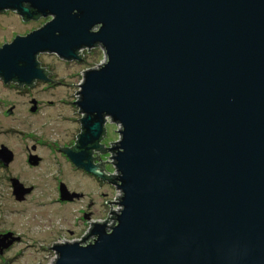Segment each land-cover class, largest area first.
Segmentation results:
<instances>
[{
    "label": "water",
    "instance_id": "obj_1",
    "mask_svg": "<svg viewBox=\"0 0 264 264\" xmlns=\"http://www.w3.org/2000/svg\"><path fill=\"white\" fill-rule=\"evenodd\" d=\"M6 9L51 19L0 47L4 83L47 80L39 53L103 49L74 89L76 145L58 150L113 177L120 207L50 264H264V0H0ZM107 119L120 127L116 173L91 155ZM12 157L1 145L3 165ZM11 183L17 200L31 191Z\"/></svg>",
    "mask_w": 264,
    "mask_h": 264
},
{
    "label": "rangeland",
    "instance_id": "obj_2",
    "mask_svg": "<svg viewBox=\"0 0 264 264\" xmlns=\"http://www.w3.org/2000/svg\"><path fill=\"white\" fill-rule=\"evenodd\" d=\"M45 21L24 23L15 11L0 14V47L10 43L14 35L29 32ZM78 51L82 60L62 59L48 52L36 56L40 67L50 73L52 83L36 80L29 87L5 84L0 79V147L4 145L13 155L7 165L0 161V238L8 233L20 238L0 255V264H50L55 257L50 244L81 238L89 228L84 224L83 211L90 210L104 224L110 222L107 212L116 208L111 203L116 202L113 197L119 196V189L113 188L112 180H100L76 168L58 150L76 143V118H81L82 112L77 111L76 102H71L79 98V91L74 89L85 70L103 61L99 45ZM119 129L107 119L100 141L104 150L93 151V159H105L115 173L111 148L120 138ZM33 155L39 160L32 165L28 159ZM11 178L31 187L30 194L17 200ZM60 182L83 197L58 201Z\"/></svg>",
    "mask_w": 264,
    "mask_h": 264
},
{
    "label": "flooded vegetation",
    "instance_id": "obj_3",
    "mask_svg": "<svg viewBox=\"0 0 264 264\" xmlns=\"http://www.w3.org/2000/svg\"><path fill=\"white\" fill-rule=\"evenodd\" d=\"M23 6H28V3H24L23 4ZM6 11H15L17 14H18V12L16 11V10H10V9H6V10H2V11H0V14H2V13H5ZM32 11H33V9H32ZM19 16H20V19L24 22V23H27V22H31V21H37V20H39V19H46V21L44 22V24L47 22V21H49L50 19H51V16L50 15H46V16H43L42 14H37L36 16H34V17H32V18H30V19H25L23 16H21L20 14H18ZM47 18H49V19H47ZM44 24H42L41 26H43ZM41 26H39V27H41ZM39 27H36V28H34V29H32L31 31H33V30H35V29H37V28H39ZM31 31H29V32H31ZM29 32H26V33H24V34H22V35H17V36H24V35H26V34H28ZM97 46V45H96ZM100 46V45H99ZM93 47H95V46H93ZM93 47H91V48H93ZM83 48H87V47H83ZM83 48H81V49H83ZM81 57H82V55H81ZM39 66H40V64H39ZM44 69V68H43ZM44 71H45V74L47 75V77H48V79L47 80H45V81H42V82H49V83H52L53 82V80L51 79L52 77H51V75H50V73L46 70V69H44ZM12 83H16L18 86H24L25 84H20V83H18V82H16V81H11ZM34 82H36V80H34L33 82H32V84L31 85H27V86H29V87H31L32 85H33V83ZM5 84H9V82L8 83H5ZM9 112H11V111H9ZM77 142V141H76ZM76 145V143L74 144V145H72V146H69V147H67L66 149H71V148H73L74 146ZM62 152H64V154H66V152H65V149H63V148H61L60 149ZM93 151L94 150H92L91 151V155H93ZM67 155V154H66ZM68 157V156H67ZM69 158V157H68ZM92 158H93V156H92ZM70 160V159H69ZM29 162V161H28ZM93 163L94 164H97V163H95L94 162V159H93ZM73 164V163H72ZM2 165H3V163H2ZM74 165V164H73ZM75 166V165H74ZM76 168H78L77 166H75ZM83 170V169H82ZM86 172V171H85ZM90 174V173H89ZM94 176V175H93ZM96 177V176H95ZM98 178V177H97ZM98 179H100V178H98ZM107 179H109V180H111L110 178H107ZM100 180H102V179H100ZM62 182H60V184H61ZM66 187V186H65ZM31 190H32V188H31ZM58 190H59V198H57L58 199V201H72L73 199H75V198H81V197H83V195L82 194H78L79 196H74V197H72V198H70V199H66V198H63L62 196H61V193H60V185H59V188H58ZM67 191H68V193H76L74 190H68L67 189ZM31 192V191H30ZM30 192H29V194H30ZM77 194V193H76ZM26 198V197H25ZM91 205H92V203H89L88 204V209L91 207ZM94 215H93V213L90 211V210H87L86 212H83V216H82V218L84 219V224H86V223H88V226L87 227H89L88 229H87V232L79 239V240H72L71 238H69V239H67V240H64V241H62V242H55L51 247H49V249H51L52 251H54L56 254H57V249H56V246L57 245H60V244H62V243H65V242H81V243H86V242H88L89 240H91L92 239V235L90 234V232H91V229H92V227H93V225L95 224V222H92V219L94 218L93 217ZM68 233L69 234H72L73 233V231L72 230H68ZM1 238H2V236H1ZM14 237H12V235L10 234V236L9 237H7V238H5L3 241H0V255H2L5 251H7V250H9V248L12 246V242H14L15 240H19L20 238H17V239H13ZM72 240V241H71Z\"/></svg>",
    "mask_w": 264,
    "mask_h": 264
},
{
    "label": "built area",
    "instance_id": "obj_4",
    "mask_svg": "<svg viewBox=\"0 0 264 264\" xmlns=\"http://www.w3.org/2000/svg\"><path fill=\"white\" fill-rule=\"evenodd\" d=\"M118 125H119V124H118ZM118 197H119V196H118ZM111 204H112V205H116V208H115L114 210H117V208L120 207L119 201L113 202V203H111ZM104 224L107 226V228H109V223H108V222H105Z\"/></svg>",
    "mask_w": 264,
    "mask_h": 264
},
{
    "label": "trees",
    "instance_id": "obj_5",
    "mask_svg": "<svg viewBox=\"0 0 264 264\" xmlns=\"http://www.w3.org/2000/svg\"><path fill=\"white\" fill-rule=\"evenodd\" d=\"M79 56H80V59H79V60H82V59H81V54H79ZM104 133H105V128H104L103 134H104ZM102 136H103V135H102ZM102 136H101V137H102ZM102 150H104V149L102 148ZM100 165H101V164H100ZM102 171H103V170H102ZM112 178H113V177H112ZM112 178H110V179H112Z\"/></svg>",
    "mask_w": 264,
    "mask_h": 264
}]
</instances>
